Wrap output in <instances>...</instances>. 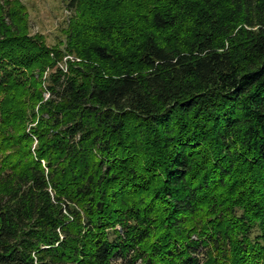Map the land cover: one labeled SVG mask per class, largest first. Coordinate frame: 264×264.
<instances>
[{"label": "trees", "instance_id": "obj_1", "mask_svg": "<svg viewBox=\"0 0 264 264\" xmlns=\"http://www.w3.org/2000/svg\"><path fill=\"white\" fill-rule=\"evenodd\" d=\"M63 1L0 0V264H264V0Z\"/></svg>", "mask_w": 264, "mask_h": 264}, {"label": "rangeland", "instance_id": "obj_2", "mask_svg": "<svg viewBox=\"0 0 264 264\" xmlns=\"http://www.w3.org/2000/svg\"><path fill=\"white\" fill-rule=\"evenodd\" d=\"M28 14L30 32L44 36L48 45L53 46L61 39L60 28L69 17L63 0H20ZM72 56H64L59 66L62 68L66 60L73 61ZM77 61V59H74Z\"/></svg>", "mask_w": 264, "mask_h": 264}]
</instances>
